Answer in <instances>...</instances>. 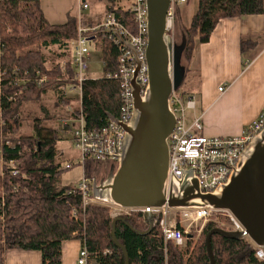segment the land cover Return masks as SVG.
Masks as SVG:
<instances>
[{
  "label": "trees",
  "instance_id": "obj_1",
  "mask_svg": "<svg viewBox=\"0 0 264 264\" xmlns=\"http://www.w3.org/2000/svg\"><path fill=\"white\" fill-rule=\"evenodd\" d=\"M132 1L106 0L108 12L114 13L124 26L134 32ZM20 2H0V42L3 45L1 68L5 73L4 96L0 101V120L4 121L0 173V264H4L5 253L9 249L40 251L42 264H62L64 242L76 239L85 242L97 264H127L125 253L128 254L129 264H166V259L167 264H211L206 236L219 226L216 221L230 222L227 216L214 215L198 237L195 232H191L186 245L179 247L172 241L166 243L159 228L150 229L140 214L124 216L114 222L115 218L110 216L108 207H84L76 184L57 185L58 175L67 168L59 161L63 155V151L58 148L61 140L59 128L52 124L53 117L42 98L48 92H54L58 104L64 108L69 110L71 106L75 113L82 109L87 130L103 129L109 119L120 116V82L107 78L118 70L120 52L117 45L103 38L100 32L90 33L102 51V76L83 83L82 100L75 104L72 95L64 97L60 94L59 87L68 85L74 77L71 54L72 42L78 36V19L69 17L63 25L47 24L39 11L38 0H35L34 5L41 20L30 34H25L20 30ZM263 12L264 0H198V11L190 26L184 29L183 55L188 65L195 58L197 44L210 40L221 19ZM82 24L94 26L84 20ZM246 42L249 41L242 42L243 51ZM54 47L56 51L46 53L45 50ZM61 60H66L65 76L61 72ZM49 63L50 66H47ZM38 68L49 77L44 87L37 86ZM25 76H31L32 80L20 93L12 81ZM8 96L14 99H8ZM34 103L45 116H32L34 132L21 134L26 106ZM75 113L70 112L68 117L75 116ZM63 129L70 131V124H64ZM8 142L14 146L8 145ZM10 160L19 163L17 175L10 172ZM105 162L87 160L84 175L92 179ZM74 165L76 163L72 167ZM69 191L72 192L69 194ZM114 228L117 242L113 239ZM211 242L217 264H228L231 258L244 251L251 240L236 241L214 234ZM259 263L252 249L235 264Z\"/></svg>",
  "mask_w": 264,
  "mask_h": 264
},
{
  "label": "built area",
  "instance_id": "obj_2",
  "mask_svg": "<svg viewBox=\"0 0 264 264\" xmlns=\"http://www.w3.org/2000/svg\"><path fill=\"white\" fill-rule=\"evenodd\" d=\"M20 1L25 3L27 0ZM187 2L188 0H170L166 14L165 35L168 43H172L173 46H175V22L179 9ZM83 6L84 9L88 8L86 3ZM131 10L134 16V32L130 31L112 14L97 26H85L79 23L78 36L72 42L71 62L74 77L68 85L59 87L62 96L69 97L76 94L82 100L83 83L91 78L89 76L92 61L89 41L93 40V37H90L91 32H100L103 38L109 39L117 45L120 52L118 57L119 68L115 73L109 74L107 78L120 82L122 102L120 116L109 119L106 126L99 131H89L82 109L75 113L74 109L69 106L70 112L76 115L63 121L64 124H70V142L79 154L78 162L73 161L74 163L81 164L83 168H85L87 160L110 161L117 164L118 169L110 182V193L119 169L129 157L131 149H129V144L132 141L130 129L135 128V120L140 114L135 105L136 92H138L142 102L150 103V75L147 60L149 43L148 0H133ZM2 48L3 45L0 42V98L4 96L3 81L5 74L1 68ZM61 72L64 76L67 74L65 61L62 62ZM36 74L38 75L37 86L44 87L49 77L47 74H43L40 68L36 70ZM170 76L172 84L168 96V108L175 118V125L166 139L168 166L163 186L165 200H171L174 203H190L192 201L200 202L212 196L230 194L229 186L241 174L247 149L258 136L264 133V112L239 136L205 135L201 117H196L191 125L187 124V111L196 108L194 97L183 100L176 92L173 72ZM31 80V76H25L18 77L12 82L21 93ZM225 90L224 86L219 88L220 92ZM7 98L14 99L13 96ZM1 113L2 108L0 107V116ZM3 125L4 121L1 119L0 161L2 163ZM8 145L14 146L11 142H8ZM73 162H68L65 165L66 168H71ZM8 166L13 175L19 173L20 166L16 160H10ZM105 183L97 187L100 194H96L93 190V178L90 179L83 173V178L77 183V187L80 190L84 207L98 204L108 207L112 218L140 214L144 224L150 229L159 228L166 243L172 241L177 246L184 247L187 239L191 237V232H195L196 237H198L207 222L218 214L227 216L230 219L228 223L239 225L241 230L245 227L243 223L238 224L235 216L230 214L232 208H176L167 201L161 206H124L115 202L112 197L109 198V193L104 190L109 186H104ZM186 189L195 191L198 199L174 200L177 194ZM228 223H219V227L233 230L227 227ZM82 243L77 264H97L95 258L90 255L85 242L82 241ZM253 249L256 259L264 261V243L257 244Z\"/></svg>",
  "mask_w": 264,
  "mask_h": 264
},
{
  "label": "crops",
  "instance_id": "obj_3",
  "mask_svg": "<svg viewBox=\"0 0 264 264\" xmlns=\"http://www.w3.org/2000/svg\"><path fill=\"white\" fill-rule=\"evenodd\" d=\"M34 1L20 2V30L25 34H30L41 20ZM98 1L101 2V0H38V8L43 20L50 25H63L69 17H73L78 19V25L84 20L87 24L97 26L109 15H114L108 12L105 0L103 5ZM84 3L88 4L87 9H84ZM186 10L192 16L187 24L182 21V11L186 14ZM197 11L198 0L195 6L188 0L180 7L176 25L181 27L183 34ZM243 40L249 41L246 42L245 51L242 50ZM90 44H95L94 40L89 41V47ZM183 45L184 40L181 43L175 42V47L179 50V63L184 69L183 76L194 78L195 74H199L200 78L199 88L195 93L199 96V101L194 93L189 95L196 101V108L191 110L189 125L196 117H201L205 135H241L264 112V12L221 19L210 40L197 44L196 55L190 66L187 61L185 64L181 61L184 58ZM90 52L92 61L89 76L96 79L94 75L97 74V68L94 64L98 58H94L91 49ZM100 59L102 60V57ZM63 61L66 60H61V63ZM102 64L104 66L103 61ZM221 86L225 87L224 92L219 91ZM54 95L57 102V95L55 93ZM72 97L73 103L76 104L78 100L80 102L78 95L72 94ZM57 105L64 108L58 102ZM0 173L2 174L1 161ZM82 245L80 239L64 242L62 264H77ZM259 262L264 264V261ZM4 264H42V254L40 251L9 249L5 253Z\"/></svg>",
  "mask_w": 264,
  "mask_h": 264
},
{
  "label": "water",
  "instance_id": "obj_4",
  "mask_svg": "<svg viewBox=\"0 0 264 264\" xmlns=\"http://www.w3.org/2000/svg\"><path fill=\"white\" fill-rule=\"evenodd\" d=\"M170 0H148L149 7V43L147 60L150 75V103L142 102L136 92L135 105L140 114L148 117L144 130L132 128L131 139L135 150L129 152V157L119 169L115 183L112 185L111 197L118 204L124 206H161L166 201L176 208L224 207L242 209L244 216L243 230H228L216 227L206 236L207 251L211 264H217L212 248V236L219 234L223 237L240 240L252 235L250 244L239 256H234L228 264H235L257 244L264 243V169L260 172L263 184L253 186L249 194L258 199V212L250 213L238 204L235 193L206 198L200 202L190 203L172 202L165 200L163 186L167 175L168 150L166 139L175 125V118L168 108V96L171 91V74L175 88L183 79L178 70L176 47L166 43V14ZM150 215V214H148ZM122 219L117 217L114 222ZM263 238V239H262ZM113 239L117 242L115 228ZM126 254L127 264L128 254Z\"/></svg>",
  "mask_w": 264,
  "mask_h": 264
},
{
  "label": "rangeland",
  "instance_id": "obj_5",
  "mask_svg": "<svg viewBox=\"0 0 264 264\" xmlns=\"http://www.w3.org/2000/svg\"><path fill=\"white\" fill-rule=\"evenodd\" d=\"M99 2L100 1H98V3ZM195 2H197V0H191V3L194 6H195ZM100 3L103 5L104 0H101ZM185 13L186 14H184V11H182V21L187 24L189 18H191L192 16L190 13H187V10L185 11ZM85 19H87V18H85ZM176 24H177V21L175 22V27H177L176 28V35H175V42L181 43L182 40H184V42H185V37L183 36L184 34L181 30V27L177 26ZM90 49L92 51L94 58H98L97 62L94 64V67L97 68V70H96L97 74H95L94 76L99 78L102 76V72H100V71H102V68H103L102 60L100 59L102 57V51L96 43L90 44ZM56 50L57 49L54 47L51 49H47L45 51H46V53H49L50 51H56ZM176 54H177V58H179V50L177 47H176ZM181 61L184 64L186 63L187 60H186L185 56ZM177 68L184 75V69L182 68V66L179 62H178ZM199 79H200L199 74L198 75L195 74L194 78H192V76H191V77L183 79L180 82V84L176 87L177 94L183 100H186L189 97V95H191L193 93L194 94L197 93V90L199 88ZM195 95L199 101V99H200L199 96H197V94H195ZM42 102L44 105L48 106V108L50 110L51 116L53 117V123L52 124L56 125L59 128V136L61 137V140L58 143V148H60L63 151V155H61L59 157V161L62 162L64 166L70 161L78 162L79 154H78V151L74 148L73 144L70 142V133H68L69 131H66L63 129L64 124L62 122V119L63 118L64 119L70 118V116L68 117V115L70 113L69 110L66 108L59 107L57 105V102H56V96L54 95V93H51V92L48 93L46 96H44ZM191 110H193V109H191ZM191 110L187 111V113H186L188 125L190 123V119H191V115H192ZM26 112L27 113H25L23 115L24 124H23V127H22L20 133L21 134H32L34 132V129L32 126V121H31V119L33 118L32 116H36V115L39 116V114H40L41 116L44 117L45 113L40 110V107H38L37 103L27 105L26 106ZM141 119H142L141 120L142 123H141L140 129H139L140 132L142 130H144V128L147 125L148 120H149L148 117H146L143 114H141ZM131 147H132V149H131V151H132L135 148V146H133L132 141L129 144V149ZM259 167H264V148L261 149L260 147L256 150L255 156L247 164V166L245 167L241 176H239V178H237L233 182L232 187L237 188L240 185H242L244 182L249 183L250 181H248L246 179L250 176H254L258 172ZM117 169H118L117 164H115L113 162L107 161V162L102 164L101 168L98 170L99 172L93 174V190H94V193L100 194L98 192L97 187L99 185H102L104 182L108 181L114 175V173H116ZM83 173H84L83 166L81 164L77 163L73 167L65 169L62 173H60L58 175L57 185L59 184V186H66L69 184H77L83 178ZM230 214H232V213H230ZM216 222L218 224L219 223H227L224 221H216ZM263 238H264V236H263Z\"/></svg>",
  "mask_w": 264,
  "mask_h": 264
},
{
  "label": "bare ground",
  "instance_id": "obj_6",
  "mask_svg": "<svg viewBox=\"0 0 264 264\" xmlns=\"http://www.w3.org/2000/svg\"><path fill=\"white\" fill-rule=\"evenodd\" d=\"M166 43H168V39H165ZM147 117V116H146ZM140 119V120H139ZM141 114L139 116H137L136 120H135V128L136 129H140V125L142 123L141 121ZM264 148V133L261 136H258L253 142L252 144L249 146V148L247 149L245 155H244V164L242 166V171L241 174L243 173L245 167L247 166V164L253 159V157L256 154V150L258 148ZM264 169V167H259L258 172L254 175V176H250L248 177L246 180L250 181L249 183H243L242 185H240L237 188L232 187L233 186V182L231 183V186H229V191L232 193H235L237 198V202L238 204H240L242 207L246 208L250 213L253 212H258L259 210V202L258 199L251 196L249 194L251 188L257 184H263V180L260 177V172ZM240 174V176H241ZM113 178V176L106 181V183L104 184V186H109L106 187L104 190L106 192L109 193V198L111 199V193H110V182L111 179ZM177 197L174 198V200L177 201H185V200H192V199H198L197 193L193 190H184L183 192L179 193L176 195ZM232 214L235 216L238 224H242V217L244 216L243 210L242 209H235L232 208L231 209ZM229 229H233V230H237L240 231V227L237 224H228L227 226ZM253 236L252 235H247L242 237L241 239H246V240H252Z\"/></svg>",
  "mask_w": 264,
  "mask_h": 264
}]
</instances>
